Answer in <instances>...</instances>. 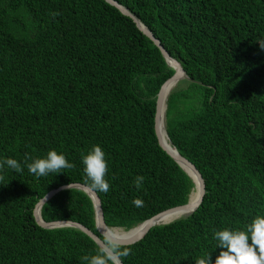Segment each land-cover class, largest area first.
<instances>
[{"label":"trees","instance_id":"trees-1","mask_svg":"<svg viewBox=\"0 0 264 264\" xmlns=\"http://www.w3.org/2000/svg\"><path fill=\"white\" fill-rule=\"evenodd\" d=\"M157 38L189 79L170 89V144L204 181L200 204L152 226L123 264H196L222 251L216 231L246 229L264 215V0H116ZM55 13V15H53ZM174 73L134 21L105 0H0V264H87L97 244L71 226L43 228L35 203L51 189L90 185L82 156L101 146L105 224L130 229L187 202L194 182L159 145L157 93ZM49 150L74 168L36 177ZM144 177L137 189L134 180ZM141 198L142 207L132 203ZM44 221L71 220L97 232L91 198L58 191ZM251 242V241H249Z\"/></svg>","mask_w":264,"mask_h":264},{"label":"clouds","instance_id":"clouds-1","mask_svg":"<svg viewBox=\"0 0 264 264\" xmlns=\"http://www.w3.org/2000/svg\"><path fill=\"white\" fill-rule=\"evenodd\" d=\"M55 15V13L53 14ZM264 48V45H261ZM31 159L26 155V164L28 171L36 177L47 176L50 173L64 172L62 170L74 168L64 154L56 150H49L46 157L36 158L31 163ZM84 173L90 181V189L95 193H107L110 190V184L106 179L108 172V163L105 158V152L101 146L93 145L87 154L82 156ZM22 172L21 163L14 158H5L0 160V172L5 169ZM4 179L0 175V181ZM144 177L138 175L134 180L137 189L142 187ZM70 188V184L68 185ZM132 203L136 207H142L144 201L141 198H135ZM99 244L94 255H85L81 259L87 264H123L124 257L132 254L131 247L126 243L125 237L111 229L101 227L99 229ZM214 238L217 240V246L222 251L216 257L214 264H264V215H257L246 229H223L216 231ZM251 241V242H249ZM196 264H213L210 254L195 260Z\"/></svg>","mask_w":264,"mask_h":264},{"label":"water","instance_id":"water-1","mask_svg":"<svg viewBox=\"0 0 264 264\" xmlns=\"http://www.w3.org/2000/svg\"><path fill=\"white\" fill-rule=\"evenodd\" d=\"M111 5L115 6L122 14L130 17L136 26L141 30L148 38H150L153 43L159 48L161 54L166 60V63L174 69V73L166 79L163 84L160 86V89L157 93L156 97V104H155V118H154V128H155V134L158 140L159 145L169 154L178 164L179 166L191 177L193 182L195 183V180L198 183V196L195 202L189 203V197L186 203L173 206L171 208L165 209L150 218L140 222L136 226L124 230L122 228L118 227H108L105 224L104 216H103V210L101 206L100 199L97 195V193L93 192L89 186L82 184V183H70V187L79 188L86 192L88 196L91 198L93 207H94V217H95V225L97 228V232L99 233V229L101 227L110 229V228H117L122 229L125 233H127L125 237V241L127 244L134 243L141 239L144 234L154 225L159 224H165L168 222H162L164 215H168L171 218H179L178 216H185L187 214H190L201 202L204 194V181L201 177V174L197 170V168L194 166L193 163H191L187 158L180 155L177 151L174 153H171L165 145L162 143L158 128H157V119L161 113V108L163 104V97L165 89L172 88L176 82L180 79H189L187 74L185 73L184 69L181 67V65L172 58L167 51L163 48V46L160 44L159 40L153 36L151 31L134 15L132 14L126 7L119 4L116 0H105ZM168 138V137H167ZM169 140V139H168ZM176 150V149H175ZM69 184L60 185L57 188L51 189L48 191L43 197H41L34 205L33 208V216L35 219V222L43 227V228H54V227H62V226H71L78 228L82 232H84L86 235H88L97 245L99 244V236L98 234L91 231L86 226L82 225L81 223L71 221V220H56V221H44L41 218L40 215V208L41 206L48 201L54 194H56L58 191L68 188ZM195 186V184H194ZM191 193V192H190ZM190 195V194H189ZM139 229V230H136ZM100 234V233H99Z\"/></svg>","mask_w":264,"mask_h":264},{"label":"bare ground","instance_id":"bare-ground-1","mask_svg":"<svg viewBox=\"0 0 264 264\" xmlns=\"http://www.w3.org/2000/svg\"><path fill=\"white\" fill-rule=\"evenodd\" d=\"M170 91V88H167L165 89V92H164V97H163V104H162V108H161V113L157 119V128H158V131H159V134H160V137H161V140H162V143L165 145V147L171 152V153H174L176 150L175 148L170 144L168 138H167V134H166V131H165V121H164V114H165V108H166V98H167V95ZM195 186L194 188L191 190V193L189 195V203H193L196 201L197 199V196H198V183L197 181L195 180ZM180 217V216H178ZM174 218H171L170 216L168 215H164L163 217V220L162 222H168V221H172ZM112 231H115L123 236H126L127 233H125L122 229H117V228H110ZM136 230H139V229H136Z\"/></svg>","mask_w":264,"mask_h":264},{"label":"rangeland","instance_id":"rangeland-1","mask_svg":"<svg viewBox=\"0 0 264 264\" xmlns=\"http://www.w3.org/2000/svg\"><path fill=\"white\" fill-rule=\"evenodd\" d=\"M165 126V125H164ZM195 189V188H194Z\"/></svg>","mask_w":264,"mask_h":264}]
</instances>
